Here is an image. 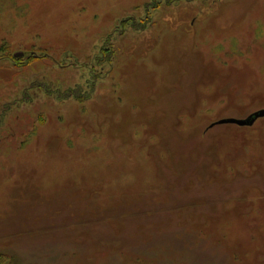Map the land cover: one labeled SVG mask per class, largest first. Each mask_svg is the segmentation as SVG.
Here are the masks:
<instances>
[{
	"label": "rangeland",
	"instance_id": "rangeland-1",
	"mask_svg": "<svg viewBox=\"0 0 264 264\" xmlns=\"http://www.w3.org/2000/svg\"><path fill=\"white\" fill-rule=\"evenodd\" d=\"M262 110L264 0H0V264H264Z\"/></svg>",
	"mask_w": 264,
	"mask_h": 264
},
{
	"label": "water",
	"instance_id": "water-1",
	"mask_svg": "<svg viewBox=\"0 0 264 264\" xmlns=\"http://www.w3.org/2000/svg\"><path fill=\"white\" fill-rule=\"evenodd\" d=\"M23 56H24L23 53H19L15 56V58L17 59L23 58ZM263 118H264V110L251 115L245 120L226 119V120L219 121L218 123L212 125L211 128L215 126H221V125H236L239 127H252L253 125H255V123L258 120L263 119Z\"/></svg>",
	"mask_w": 264,
	"mask_h": 264
}]
</instances>
